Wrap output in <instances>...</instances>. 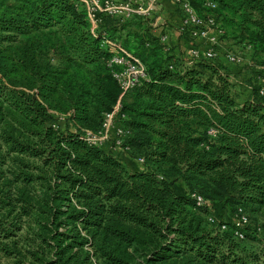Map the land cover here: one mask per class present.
<instances>
[{"label":"trees","instance_id":"obj_1","mask_svg":"<svg viewBox=\"0 0 264 264\" xmlns=\"http://www.w3.org/2000/svg\"><path fill=\"white\" fill-rule=\"evenodd\" d=\"M188 2L200 16L213 13L227 41L249 47L243 99L223 64L184 62L148 19L98 12L93 35L77 0H0V258L264 264V0ZM104 38L143 66L122 96L113 76L121 66L109 63ZM117 101L123 147L142 168L84 139ZM245 208L262 223L236 225ZM23 220L29 228L19 235ZM235 232L252 241L260 232L261 248L240 246Z\"/></svg>","mask_w":264,"mask_h":264},{"label":"built area","instance_id":"obj_2","mask_svg":"<svg viewBox=\"0 0 264 264\" xmlns=\"http://www.w3.org/2000/svg\"><path fill=\"white\" fill-rule=\"evenodd\" d=\"M82 3L87 12V17L91 23V33L94 35L97 28V13L106 12L110 15L118 16L122 19L131 18L132 16H144L148 17L150 14H154V10L158 6V0H77ZM172 2L179 11V22L177 25L178 31L185 32L187 35L195 39L203 40L205 46L202 49L198 47H190L186 52L187 58L190 60H197L203 58L206 60H213L217 56V47L220 46V38L224 34V28L214 14L208 13L200 16L190 6L188 0H169ZM204 6L213 9L215 4L210 1H205ZM153 22V21H152ZM152 24V23H150ZM168 38L166 33H160L158 40L165 42ZM103 44H108L113 56L109 63L120 65L121 68L113 73L120 89L121 96L132 86L136 85L140 78L143 77V66L138 59L130 56L126 50H124L119 44H114L107 38L103 39ZM243 52H249V47L246 46L242 50ZM241 53V52H240ZM224 58L228 62L236 63L242 60V57L238 53L231 51L224 52ZM264 70V65L260 67ZM260 94L264 93L263 89L259 90ZM124 118V115L119 113V101L115 104L110 112L104 114L102 128L97 132L84 130V139L89 146L99 147L102 142H105L109 137L110 130L114 133L113 139L111 138L110 147L123 148V139L126 134L124 126L120 123V119ZM210 135L214 134V130L209 129ZM108 139V140H109ZM128 150V148H123ZM138 164H142V159L136 160ZM194 200L196 206L203 205V199L195 194L189 195ZM211 219H208L210 221ZM236 225L242 226L245 223V218L240 216L236 219ZM221 230H224L223 226H220ZM234 237L241 241L242 235L238 232L234 233Z\"/></svg>","mask_w":264,"mask_h":264},{"label":"rangeland","instance_id":"obj_3","mask_svg":"<svg viewBox=\"0 0 264 264\" xmlns=\"http://www.w3.org/2000/svg\"><path fill=\"white\" fill-rule=\"evenodd\" d=\"M160 1L161 0H158V6L153 11L154 12L153 15L150 14L148 17H144V16H132L131 18H126V19H148L150 21V23H152V24H150V26L152 27L151 29H154V28H159L160 30L162 28L165 29V27H167V25H170V19H168L165 16L163 17L161 15V13H162V5L160 4ZM162 14H164V13H162ZM211 14H213V13H211ZM152 31L155 32L157 30L154 29ZM164 32L168 35V38L167 39H168L169 45H171V48L173 49V51L177 52L179 58L181 60H183L184 62H187V63L193 62V60L188 59L187 58V55H186V52L188 51V49L190 47H196V48L198 47L199 49H202L205 46L204 43H202L201 45H197L195 43H192L193 39L190 38L187 35V33L178 31V29H177V32L179 34H186L189 37V39H188L187 36L184 35V38H183V40L185 42H189V44H188L189 46L186 45L183 42L182 43H178L177 42L175 44H170V34H169L168 31H165L164 30ZM220 46L217 47V56L213 60H210V61H217V62H219V60L221 59L223 65L226 68L225 69L226 72L230 76L231 81L233 82V84H236L234 86V88L232 89V94L237 98V100H241L247 94V90L248 89L245 87V84L247 83V80H248L249 76L251 75V72L247 68V66H248V63H247L248 60H247V58H248V53L249 52L248 53L247 52H243V54H242L243 48L241 46L227 41L223 36L220 38ZM225 51H231V52H234V53L235 52L238 53L242 57V60L240 62H236V63H232V62L226 61V59L224 58V52ZM180 55L183 56V57L181 58ZM207 74H208V71H204V75H207ZM109 137H111L112 139L114 137V133L112 132V130H110ZM111 138L110 139L108 138L109 140L106 139L105 142H102L101 143V146H99V148H103L106 151H108V152L112 153L113 155H115L116 157H118L119 159H121V161L123 162V164L125 165V167H127L128 169H131L133 167H137V168H142L143 167L142 164H138L136 162V160L139 159L140 157L133 158V156L129 154V150L123 149L125 147H123V148H121V147H119V148H112V147H110V145H112L111 144ZM174 189H175L176 193H179V191H180L181 188L178 185V186H175ZM244 211H245V213H244L245 216H243V217L245 219L247 218L251 225L252 224L253 225H256V224L257 225H260L262 223V220L263 219H262V217L258 213H254L249 208H245ZM213 212H214V215H216L215 218L217 220H219V219H221L222 221H231L232 220V216H231V214H229L228 211H225L224 212V211H221L219 209H213ZM208 219H211V220L208 221ZM233 220H235V219H233ZM205 223H206L205 224L206 225L205 227L207 229H211L212 227L215 226L216 221H213V218L210 217V216H208V217H206ZM22 225H23V230L20 231V232H18L19 235L25 234L26 231L29 228L28 222L26 220H23ZM219 229H220V227H219ZM262 237H263L262 234L259 232L256 235V238H255L256 241L244 239L241 242H239L238 244L240 246H242V247H245L247 250H254V251H256V250H259L261 248V245L262 244L259 242V240L262 239ZM0 264H10V262H9V260H5L3 258H0Z\"/></svg>","mask_w":264,"mask_h":264},{"label":"crops","instance_id":"obj_4","mask_svg":"<svg viewBox=\"0 0 264 264\" xmlns=\"http://www.w3.org/2000/svg\"><path fill=\"white\" fill-rule=\"evenodd\" d=\"M160 4L162 5V14L161 15L164 17H167L168 19H170V25H167V27H165V29L169 32L170 34V44H175V43H185L186 45L189 44V42H185L183 40L184 35L186 34H179L177 32V25L179 22V11L176 8V6L170 2L169 0H161ZM169 26V27H168ZM187 36V35H186ZM187 38L189 39V37L187 36ZM192 41V40H191ZM192 43H195L197 45H201L203 43V40L201 39H195L192 41ZM189 46V45H188ZM175 50V49H174ZM223 50V49H222ZM219 62L222 63L221 59L219 60ZM223 64V63H222ZM260 83L262 84V86L264 87V78L262 80H259Z\"/></svg>","mask_w":264,"mask_h":264}]
</instances>
